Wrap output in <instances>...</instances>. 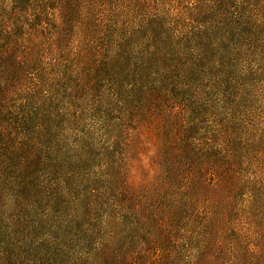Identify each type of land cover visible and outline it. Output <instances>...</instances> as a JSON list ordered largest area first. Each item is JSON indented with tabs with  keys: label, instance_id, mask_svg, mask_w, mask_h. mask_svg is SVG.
I'll list each match as a JSON object with an SVG mask.
<instances>
[{
	"label": "rangeland",
	"instance_id": "rangeland-1",
	"mask_svg": "<svg viewBox=\"0 0 264 264\" xmlns=\"http://www.w3.org/2000/svg\"><path fill=\"white\" fill-rule=\"evenodd\" d=\"M0 264H264V0H0Z\"/></svg>",
	"mask_w": 264,
	"mask_h": 264
},
{
	"label": "trees",
	"instance_id": "trees-1",
	"mask_svg": "<svg viewBox=\"0 0 264 264\" xmlns=\"http://www.w3.org/2000/svg\"><path fill=\"white\" fill-rule=\"evenodd\" d=\"M153 21V20H152ZM149 22H151V21H149ZM152 23V22H151Z\"/></svg>",
	"mask_w": 264,
	"mask_h": 264
}]
</instances>
